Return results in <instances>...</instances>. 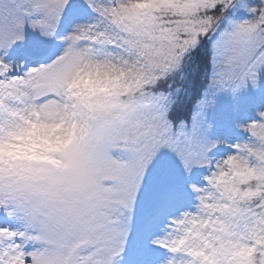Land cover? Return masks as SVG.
I'll use <instances>...</instances> for the list:
<instances>
[{"label": "snow or ice", "instance_id": "obj_1", "mask_svg": "<svg viewBox=\"0 0 264 264\" xmlns=\"http://www.w3.org/2000/svg\"><path fill=\"white\" fill-rule=\"evenodd\" d=\"M0 264H264V0H0Z\"/></svg>", "mask_w": 264, "mask_h": 264}, {"label": "trees", "instance_id": "obj_2", "mask_svg": "<svg viewBox=\"0 0 264 264\" xmlns=\"http://www.w3.org/2000/svg\"><path fill=\"white\" fill-rule=\"evenodd\" d=\"M203 84H204V82L198 87L197 90L192 89V95H191V99L189 100V104L191 103V101L195 100L200 88L203 87Z\"/></svg>", "mask_w": 264, "mask_h": 264}, {"label": "rangeland", "instance_id": "obj_3", "mask_svg": "<svg viewBox=\"0 0 264 264\" xmlns=\"http://www.w3.org/2000/svg\"><path fill=\"white\" fill-rule=\"evenodd\" d=\"M203 82H204V80H203V78H201V79L199 80V82L197 83V85H196L193 89H194V90H197L198 87H199Z\"/></svg>", "mask_w": 264, "mask_h": 264}]
</instances>
